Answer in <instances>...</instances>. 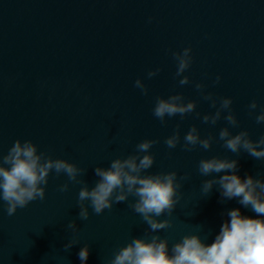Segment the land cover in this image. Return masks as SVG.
Masks as SVG:
<instances>
[{
    "label": "water",
    "instance_id": "1",
    "mask_svg": "<svg viewBox=\"0 0 264 264\" xmlns=\"http://www.w3.org/2000/svg\"><path fill=\"white\" fill-rule=\"evenodd\" d=\"M151 18V22H149ZM191 47L193 63L180 86L172 52ZM159 68L149 79L147 73ZM221 80L214 83L216 76ZM144 81L148 95L134 87ZM205 84L216 98L231 97L239 127L223 119L215 126L202 123L196 112L214 113L210 102L194 87ZM182 93L197 103L181 120L152 114L156 97ZM264 107V0H0V155L13 143L31 140L39 152L62 158L87 170L79 177L89 188L98 180L96 166L108 167L117 157L133 154L145 139L157 140L150 149L155 163L145 174L177 172L179 200L169 219L171 228L149 233L148 225L129 205L135 197L114 204L100 215L89 208L79 218L77 195L83 184L58 186L67 177L49 176L43 201L31 202L9 217L0 201V264H81L78 252L87 245L86 264H107L134 237L149 233L167 238L171 246L184 235L199 234L214 242L227 213L258 217L238 199L221 197L219 185L204 194L201 159L238 160V175L264 180V160L225 149L219 131L235 135L247 130L253 140L264 135V124L250 115L252 100ZM219 107V104H217ZM224 113L223 115H226ZM180 124V144L165 145ZM195 125L201 138L214 137L211 149L182 150L183 137ZM187 174V179H181ZM75 221L78 232L67 225ZM70 239L78 241L67 251Z\"/></svg>",
    "mask_w": 264,
    "mask_h": 264
},
{
    "label": "clouds",
    "instance_id": "2",
    "mask_svg": "<svg viewBox=\"0 0 264 264\" xmlns=\"http://www.w3.org/2000/svg\"><path fill=\"white\" fill-rule=\"evenodd\" d=\"M191 53V47L172 52L177 64L175 76L180 77V86L191 82L190 77L184 75L193 63ZM159 72V68L149 71L147 77L151 79ZM220 80L218 75L214 83L218 84ZM134 87L142 95H148V88L142 79L137 78ZM194 87L202 99L210 102V107L216 109L214 113L204 114L202 117L196 112L202 123L215 126L223 116L229 126L239 127V121L232 110L231 97L216 98L213 93L205 91L206 86L202 82L195 83ZM196 107V101L185 102L182 93H175L167 98L156 97L152 114L165 125L166 117L179 115L182 120L185 115L195 112ZM258 107L260 112L255 116V121L257 124H264V107L259 106L255 99L248 105L249 114L252 115ZM224 113L227 114L223 115ZM213 139L212 136L201 138L198 128L193 125L183 137L182 150L191 152L199 146L207 151L211 149ZM180 140V124L177 123L173 134L164 143L167 148L175 149ZM218 140L223 141L222 146L231 153L239 155L244 151L256 160H264V135L253 140L247 130L233 135L229 127H223L219 131ZM156 143L157 140L145 139L136 145L133 154L113 159L106 168L96 166L94 174L98 180L89 188L85 181L78 179L87 170L66 159H53L51 155L39 152L38 146L31 140L17 139L7 154L0 155V201L6 205L5 211L9 217L33 201H43L49 176L54 172L57 178L61 175L67 177L68 182L58 186L61 193L69 191V183L83 184L77 195L81 220L89 219V208L93 214L100 215L131 196L136 199L129 207L148 225L149 233H158L171 228L169 219L158 218L172 214L182 185L177 181L176 171L145 174L155 163L150 149ZM238 167L236 159L217 156L201 159L198 164L201 176L224 173L218 178L205 180L201 186L202 192L207 194L214 185H219L223 199H238L244 208H250L258 217H264V180L251 175L242 179L238 175ZM187 178L186 174L181 179ZM227 216L230 219L221 225L211 244H206L199 234L184 235L171 246L170 254L167 238L151 235L149 239V233H146L144 237H134L119 248L107 264H264V219L244 216L239 208L229 210ZM67 228L73 233L79 231L75 221L70 222ZM77 243V240L70 239L64 245V250L67 251ZM89 254L87 245L80 249L78 258L81 264H86Z\"/></svg>",
    "mask_w": 264,
    "mask_h": 264
}]
</instances>
